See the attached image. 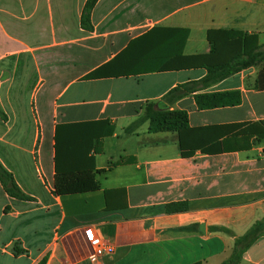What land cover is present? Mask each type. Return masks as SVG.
I'll return each instance as SVG.
<instances>
[{"label":"crops","instance_id":"1","mask_svg":"<svg viewBox=\"0 0 264 264\" xmlns=\"http://www.w3.org/2000/svg\"><path fill=\"white\" fill-rule=\"evenodd\" d=\"M85 3L0 0V162L33 199L0 181V264H96L92 225L116 246L99 264H221L235 238L219 229L243 235L264 218V138L232 127L264 123V90L260 67L203 84L217 60L208 31L257 34L264 45V0H99L92 31L81 26ZM176 88L183 96L169 104ZM218 92H239L241 103L198 107L197 95ZM149 103L187 111L207 142L251 147L183 157L176 131L150 132L147 121L127 132ZM98 121L115 127L89 154L100 188L57 195L56 139ZM173 202L188 210L168 213ZM240 264H264V234Z\"/></svg>","mask_w":264,"mask_h":264},{"label":"trees","instance_id":"2","mask_svg":"<svg viewBox=\"0 0 264 264\" xmlns=\"http://www.w3.org/2000/svg\"><path fill=\"white\" fill-rule=\"evenodd\" d=\"M98 1L86 0L81 17V26L85 30H93L91 14ZM185 40L186 38L184 44ZM208 40L211 44V52L208 56L215 57L217 60L205 65L208 74L203 80V84H213L242 70L260 67L257 87L264 90V45L259 42L257 34H248L233 29L210 30L208 31ZM110 64L99 68L95 74L86 77H102V71ZM181 96H183L181 89L176 88L165 96V100L172 104ZM196 101L200 109L235 106L241 103V94L239 92H218L197 95ZM0 114L4 115L1 108ZM147 121L149 122L150 132H178L183 157L193 156L197 150L213 154L251 147V143H243L245 139H226L216 144L215 141L207 142L204 138L205 134H203L206 129L192 128L187 111L169 108L157 109L152 103L146 105L143 116L127 127L126 131L132 132ZM71 127H73L75 133L72 137L68 136L67 142L60 143L59 139H56L54 189L57 195L96 191L100 188L96 178L95 158L89 154L91 152L94 154L100 153L103 147L101 139L112 135L115 130V127L109 121L90 122ZM232 127L243 129L238 130L237 133L240 136L247 135L248 141L253 137L258 140L264 138V123L262 122L238 124ZM0 181L11 197L21 200H33L21 190L14 175L1 162ZM186 210H188L187 202H173L166 207L168 213H178ZM191 228L188 227V229ZM219 230L235 238L234 248L230 256L221 264H240L243 253L264 234V218L257 221L243 235H237L227 228H220ZM46 263L47 257L37 264Z\"/></svg>","mask_w":264,"mask_h":264},{"label":"built area","instance_id":"3","mask_svg":"<svg viewBox=\"0 0 264 264\" xmlns=\"http://www.w3.org/2000/svg\"><path fill=\"white\" fill-rule=\"evenodd\" d=\"M86 237L91 250V258L99 264L106 256L113 255L116 246L103 234L99 226L92 225L86 229Z\"/></svg>","mask_w":264,"mask_h":264}]
</instances>
